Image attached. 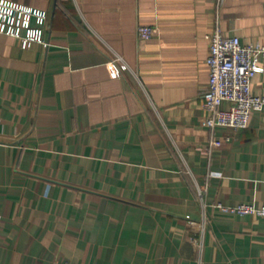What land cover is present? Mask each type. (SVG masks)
Returning <instances> with one entry per match:
<instances>
[{"label": "crops", "instance_id": "0c3cea01", "mask_svg": "<svg viewBox=\"0 0 264 264\" xmlns=\"http://www.w3.org/2000/svg\"><path fill=\"white\" fill-rule=\"evenodd\" d=\"M12 1L48 44L0 30V264H264V217L216 206H264V107L203 105L208 35L264 45V0Z\"/></svg>", "mask_w": 264, "mask_h": 264}, {"label": "built area", "instance_id": "2783aa9c", "mask_svg": "<svg viewBox=\"0 0 264 264\" xmlns=\"http://www.w3.org/2000/svg\"><path fill=\"white\" fill-rule=\"evenodd\" d=\"M48 17L45 10L31 8L12 0H0V30L5 28L12 36L24 37L26 45L32 42L48 44L45 38ZM24 30L27 31V36H23ZM156 32L157 28L153 26L137 27V36L141 40L153 38ZM208 37L210 48L206 62L210 79L204 93L203 105L211 114L204 118V123L211 128L224 127L234 131L247 128L251 113L264 107V96L256 95L251 90L252 78L264 71L261 64L264 45L244 43L239 36H226L219 19ZM113 61L122 68L125 67L120 56H116ZM224 102H229L230 106L223 108ZM231 139V136L226 138L228 141ZM222 143V140H215L212 145L220 146ZM200 197L203 199L204 192H200ZM216 206L223 212L264 217V206L252 203L228 206L219 202Z\"/></svg>", "mask_w": 264, "mask_h": 264}]
</instances>
